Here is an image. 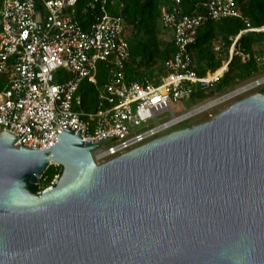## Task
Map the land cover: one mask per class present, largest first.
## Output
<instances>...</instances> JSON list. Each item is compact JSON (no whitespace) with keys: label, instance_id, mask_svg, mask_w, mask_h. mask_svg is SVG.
<instances>
[{"label":"water","instance_id":"obj_1","mask_svg":"<svg viewBox=\"0 0 264 264\" xmlns=\"http://www.w3.org/2000/svg\"><path fill=\"white\" fill-rule=\"evenodd\" d=\"M8 130L0 264H264V94L103 163L93 152L115 136L64 129L40 150ZM53 164L63 173L39 192Z\"/></svg>","mask_w":264,"mask_h":264},{"label":"built area","instance_id":"obj_2","mask_svg":"<svg viewBox=\"0 0 264 264\" xmlns=\"http://www.w3.org/2000/svg\"><path fill=\"white\" fill-rule=\"evenodd\" d=\"M92 1L102 4L95 22L85 28L76 20L78 0H2L0 61L13 64L9 84L0 91V134L9 127L8 132L19 138L17 148L24 144L44 150L55 146L64 129H82L87 144L116 137L93 152L97 162H106L192 118L193 112L173 115L168 122L158 120L172 112V105L192 99L198 83L207 86L204 90L219 84L234 57L264 66V47L251 55L239 44L247 33L264 34V27L247 25L233 40L222 67L199 78L189 53L199 29L208 20L242 19L241 12L235 0H210L204 14L189 15L181 0H168L170 6L160 18L162 30L171 35L176 48L166 63L168 75L128 83L125 73L130 48L124 20L108 13V0ZM215 52L221 55V48L215 46ZM100 63L109 67V80L99 89L95 107L86 111L79 92L84 84L99 87ZM262 89L264 73L232 92V98Z\"/></svg>","mask_w":264,"mask_h":264},{"label":"trees","instance_id":"obj_3","mask_svg":"<svg viewBox=\"0 0 264 264\" xmlns=\"http://www.w3.org/2000/svg\"><path fill=\"white\" fill-rule=\"evenodd\" d=\"M210 0H181L184 13L199 15L205 13V4ZM2 0H0L1 5ZM92 0H78L75 10L76 20L87 28L95 22L101 3ZM241 12L242 19L208 20L198 31L196 43L190 48L192 68L199 78L213 74L222 67L223 55H228L233 40L241 31L251 28L264 27V0H235ZM168 0H108L106 6L111 16L121 17L125 25V39L130 48V60L126 67V81L143 82L157 80L168 75L166 63L173 58L176 48L173 41L166 43L161 39L162 28L160 18L163 10L168 9ZM241 47L251 55L259 54L264 47V34L247 33L239 41ZM215 46L221 48V55L215 52ZM12 61H0V91L9 84ZM264 66L255 62L243 63L234 57L228 72L220 83L207 90L195 92L193 97L206 99L212 94L224 93L241 82L263 74ZM109 80V67L105 63L98 65L99 87L84 84L79 92L84 102V109L89 111L95 107L99 89ZM211 90L210 95L207 91ZM264 94V89L257 91ZM251 96V95H250ZM187 128L183 127L182 129ZM63 167L51 165L40 178L39 185L43 191L51 188L62 175Z\"/></svg>","mask_w":264,"mask_h":264},{"label":"rangeland","instance_id":"obj_4","mask_svg":"<svg viewBox=\"0 0 264 264\" xmlns=\"http://www.w3.org/2000/svg\"><path fill=\"white\" fill-rule=\"evenodd\" d=\"M161 39L164 42L168 43V42H170L172 40V37H171L170 34H168V33H166L165 31L162 30ZM223 59H225V55H223ZM255 79H256V77L252 78L248 82L238 83L237 85H235L234 87H232L228 91H226L224 93L212 94V96H209L206 99H202V98H199V97H195V98L193 97L190 100L183 101L181 103H176V104L172 105V112H167V113L163 114L162 116H160L158 118V120L160 122H168V121L172 120L173 115L176 116V117H180V116H183V115L191 113V112L199 111L203 107L209 106L211 103H213V102H215V101L227 96L228 94H230V93H232V92L244 87L246 84L254 81ZM210 91L211 90L207 91V95H210V93H211ZM256 92H257V90H253V91H250L248 93L238 95V96H236V97H234L232 99H229L228 101H225L223 103L215 104L213 107H211L209 109H206V110H204L202 112L199 111L192 118H190L187 122H185V123L173 128V130H171L170 132H168L166 134H163L162 136L167 135L169 133H172V132H174L176 130L182 129L183 127H192V126L201 124L203 122L210 121L217 114H219L220 112L224 111L225 109H227L232 104H234V103H236V102H238V101H240V100H242V99H244L246 97H249L250 95H253ZM154 126H155V123L153 122L152 123V127H154ZM98 162L99 163H103L105 161H98ZM56 181L54 182V185H55ZM39 192H43V189H42L41 185L39 187Z\"/></svg>","mask_w":264,"mask_h":264},{"label":"bare ground","instance_id":"obj_5","mask_svg":"<svg viewBox=\"0 0 264 264\" xmlns=\"http://www.w3.org/2000/svg\"><path fill=\"white\" fill-rule=\"evenodd\" d=\"M210 78H211V77H210ZM210 78H209V79H210ZM214 103H215V102L211 103L209 106H205V107H203V108L200 109L199 111L202 112V111H204V110H206V109H209V108L213 107V106H214ZM199 111H198V112H199Z\"/></svg>","mask_w":264,"mask_h":264}]
</instances>
